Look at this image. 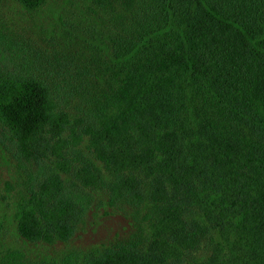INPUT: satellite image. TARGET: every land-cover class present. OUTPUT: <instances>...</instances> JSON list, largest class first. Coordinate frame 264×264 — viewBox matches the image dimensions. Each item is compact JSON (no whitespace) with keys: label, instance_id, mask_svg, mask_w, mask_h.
<instances>
[{"label":"trees","instance_id":"trees-1","mask_svg":"<svg viewBox=\"0 0 264 264\" xmlns=\"http://www.w3.org/2000/svg\"><path fill=\"white\" fill-rule=\"evenodd\" d=\"M13 1L61 38L0 69V125L35 164L17 234L67 242L96 205L131 231L57 264H264V0Z\"/></svg>","mask_w":264,"mask_h":264},{"label":"rangeland","instance_id":"rangeland-1","mask_svg":"<svg viewBox=\"0 0 264 264\" xmlns=\"http://www.w3.org/2000/svg\"><path fill=\"white\" fill-rule=\"evenodd\" d=\"M53 23L45 8L29 11L13 0H0V69L26 66L29 58L35 64L51 58L60 47L58 42L53 46L55 39L59 42L61 39L59 33L54 37L49 31ZM34 167L8 128L0 125V264H8L10 260L36 264L44 259L57 264L63 253L86 249L131 231L132 224L123 215L93 205L85 224L69 241L43 245L24 240L16 232L12 212L20 182L29 172L34 173Z\"/></svg>","mask_w":264,"mask_h":264}]
</instances>
